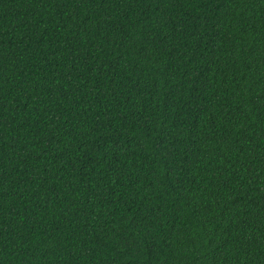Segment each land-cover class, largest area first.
<instances>
[{
	"label": "trees",
	"instance_id": "1",
	"mask_svg": "<svg viewBox=\"0 0 264 264\" xmlns=\"http://www.w3.org/2000/svg\"><path fill=\"white\" fill-rule=\"evenodd\" d=\"M0 264H264V0H0Z\"/></svg>",
	"mask_w": 264,
	"mask_h": 264
}]
</instances>
